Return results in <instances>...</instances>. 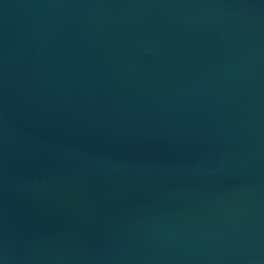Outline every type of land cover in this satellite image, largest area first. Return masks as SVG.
Instances as JSON below:
<instances>
[{
	"label": "water",
	"instance_id": "95a60500",
	"mask_svg": "<svg viewBox=\"0 0 264 264\" xmlns=\"http://www.w3.org/2000/svg\"><path fill=\"white\" fill-rule=\"evenodd\" d=\"M0 264H264V0H0Z\"/></svg>",
	"mask_w": 264,
	"mask_h": 264
}]
</instances>
